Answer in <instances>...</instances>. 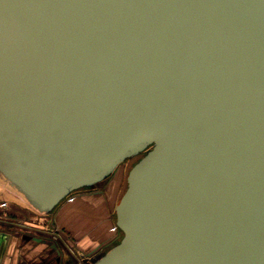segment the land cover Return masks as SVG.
<instances>
[{"label":"water","instance_id":"obj_1","mask_svg":"<svg viewBox=\"0 0 264 264\" xmlns=\"http://www.w3.org/2000/svg\"><path fill=\"white\" fill-rule=\"evenodd\" d=\"M136 156L120 239L71 264H264V0H0V162L27 222Z\"/></svg>","mask_w":264,"mask_h":264},{"label":"crops","instance_id":"obj_2","mask_svg":"<svg viewBox=\"0 0 264 264\" xmlns=\"http://www.w3.org/2000/svg\"><path fill=\"white\" fill-rule=\"evenodd\" d=\"M119 175L122 174L118 170L104 187L72 194L55 217L46 218L45 226L27 222L30 213L15 202L18 196L4 200L0 211L5 216L0 219L6 221V229L12 235L3 264H71L73 256L89 254L117 239L112 234L116 228L115 208H110L121 185Z\"/></svg>","mask_w":264,"mask_h":264},{"label":"rangeland","instance_id":"obj_3","mask_svg":"<svg viewBox=\"0 0 264 264\" xmlns=\"http://www.w3.org/2000/svg\"><path fill=\"white\" fill-rule=\"evenodd\" d=\"M73 132H76L78 133L79 129L76 128V129H73L71 130ZM50 135H49V132H45L44 135L40 136L39 138V141L41 140L42 142H45L43 143L46 147V149L49 150V155H50V158L52 157L53 159V155L55 157V155L58 153L57 150H55L56 148L53 147L52 145V142L50 143ZM38 144H42V143H38ZM45 151H41V154H43ZM53 152V153H52ZM45 155V154H44ZM128 161V160H127ZM129 166V165H128ZM34 167V170L36 171L37 175H41L42 173H45V163H41V162H38V163H34L33 165ZM131 167V166H130ZM129 167V168H130ZM123 169H124V166L121 165V167L119 168V171H120V174L122 175H119V182H121V185L118 183V186H119V190H117L115 192V195L112 199V202H111V211L114 210L115 206L118 204L119 200H120V197L121 195L123 194L124 192V189H125V184H124V180H125V176H123ZM6 171V165L4 166V164L2 162H0V209L2 210L3 209V202L4 200H7V201H11V196H18V199H16V203L23 205L24 207H27V211L29 212V209H30V205L24 200V197L22 196L21 194V191L20 189L18 188V186L15 185V183H11V180L9 179L10 177L7 176V174L5 173ZM202 175L199 173L197 178L192 182L191 185L193 186H198L200 184H202L204 182V180H202ZM124 179V180H123ZM111 180V178L107 179L104 183V186L108 184V182ZM15 185V186H14ZM14 186V187H13ZM103 186V187H104ZM117 186V188H118ZM121 187V188H120ZM122 189V190H121ZM80 191V190H79ZM78 191L74 192L73 194H76ZM19 194V195H18ZM21 197V198H20ZM67 199V198H66ZM22 202H21V201ZM65 201H63L60 206L54 211L53 214H50V216L52 215L53 217H55L56 213L58 212V210L60 209V207L63 205ZM19 204V205H20ZM2 207V208H1ZM30 213V212H29ZM111 214H114L113 212ZM49 217V216H48ZM114 234L115 237H118L117 239H115L109 246H111L112 244H114L117 240L120 239L121 237V232H119V230L117 228H115V231L112 233ZM109 248V247H108ZM107 249V248H106ZM105 250V249H104Z\"/></svg>","mask_w":264,"mask_h":264},{"label":"flooded vegetation","instance_id":"obj_4","mask_svg":"<svg viewBox=\"0 0 264 264\" xmlns=\"http://www.w3.org/2000/svg\"><path fill=\"white\" fill-rule=\"evenodd\" d=\"M141 156V155H140ZM140 156H136V157H134V158H132V159H130V160H128V161H126L124 164H122L123 166H124V176L126 175V173H127V170L129 169V167L130 166H132L133 164H135L137 161H138V159H139V157ZM129 165V166H128ZM121 167V166H120ZM125 178V177H124ZM109 179V178H108ZM107 180V179H106ZM105 180V181H106ZM124 180V179H123ZM105 181H103L102 182V187L104 186V183H105Z\"/></svg>","mask_w":264,"mask_h":264},{"label":"built area","instance_id":"obj_5","mask_svg":"<svg viewBox=\"0 0 264 264\" xmlns=\"http://www.w3.org/2000/svg\"><path fill=\"white\" fill-rule=\"evenodd\" d=\"M55 233V235L57 234L56 232H54Z\"/></svg>","mask_w":264,"mask_h":264}]
</instances>
